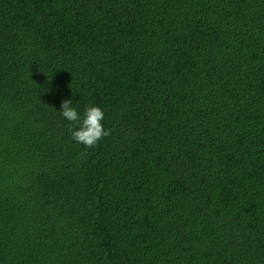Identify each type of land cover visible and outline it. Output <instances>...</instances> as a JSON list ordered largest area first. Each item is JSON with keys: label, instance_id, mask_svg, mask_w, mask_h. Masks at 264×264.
<instances>
[{"label": "trees", "instance_id": "1", "mask_svg": "<svg viewBox=\"0 0 264 264\" xmlns=\"http://www.w3.org/2000/svg\"><path fill=\"white\" fill-rule=\"evenodd\" d=\"M0 264H264V0H0Z\"/></svg>", "mask_w": 264, "mask_h": 264}, {"label": "clouds", "instance_id": "2", "mask_svg": "<svg viewBox=\"0 0 264 264\" xmlns=\"http://www.w3.org/2000/svg\"><path fill=\"white\" fill-rule=\"evenodd\" d=\"M72 104L71 99H66L60 106L62 117L70 122V135L75 142L83 144L85 148H94L100 140L110 135L111 130L105 129L102 123L104 112L99 106L89 105L85 108L82 118Z\"/></svg>", "mask_w": 264, "mask_h": 264}]
</instances>
